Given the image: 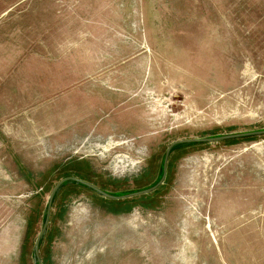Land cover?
Segmentation results:
<instances>
[{"label": "rangeland", "instance_id": "obj_1", "mask_svg": "<svg viewBox=\"0 0 264 264\" xmlns=\"http://www.w3.org/2000/svg\"><path fill=\"white\" fill-rule=\"evenodd\" d=\"M258 130L264 0H0V264H37L63 179L130 194ZM123 201L64 184L41 263L264 264V136Z\"/></svg>", "mask_w": 264, "mask_h": 264}, {"label": "water", "instance_id": "obj_2", "mask_svg": "<svg viewBox=\"0 0 264 264\" xmlns=\"http://www.w3.org/2000/svg\"><path fill=\"white\" fill-rule=\"evenodd\" d=\"M257 136H264V130H258V131H249V132H242V133H234V134H226V135H220V136H215V137H209V138H201V139H189V140H180L177 141L175 143H173L172 145H170L166 152H165V156H164V162H163V173L162 176L160 178V180L154 185L151 186L149 188H146L144 190H139L130 194H125L122 196H113L110 195L104 191H102L101 189L97 188L96 186L85 182L83 180L74 178V177H69V178H65L62 181H60L55 188L52 190L48 202H47V207H46V214H45V219L43 222V226L40 232V235L37 237V239L35 240L34 243V256L36 258V263L37 264H42L41 260L38 256V250H39V245L41 242L42 237L44 236L46 229H47V225L49 223V214H50V209H51V205L52 202L57 194V192L60 190V188L66 184V183H75V184H79L82 185L90 190H92L93 192L99 194L100 196L106 198V199H116V200H120V199H128V198H132V197H138V196H142V195H147L150 194L152 192H154L162 183L163 180L165 178L166 175V165H167V160L169 157V154L171 152V150L179 145H190V144H202V143H213V142H221V141H230V140H239V139H244V138H252V137H257Z\"/></svg>", "mask_w": 264, "mask_h": 264}, {"label": "trees", "instance_id": "obj_3", "mask_svg": "<svg viewBox=\"0 0 264 264\" xmlns=\"http://www.w3.org/2000/svg\"><path fill=\"white\" fill-rule=\"evenodd\" d=\"M236 141H238V140H230V141H228V142H236ZM108 203H109V206H110V205L112 206L111 210H114V209L117 208V207H113V205L119 206V205H121L122 203H124V201L113 202V201H109V200H108ZM117 211H118V210H115V212H117Z\"/></svg>", "mask_w": 264, "mask_h": 264}, {"label": "flooded vegetation", "instance_id": "obj_4", "mask_svg": "<svg viewBox=\"0 0 264 264\" xmlns=\"http://www.w3.org/2000/svg\"><path fill=\"white\" fill-rule=\"evenodd\" d=\"M109 201H113V202H119V201H123V200H126V199H120V200H116V199H107Z\"/></svg>", "mask_w": 264, "mask_h": 264}]
</instances>
